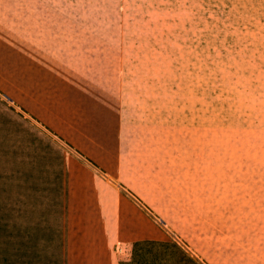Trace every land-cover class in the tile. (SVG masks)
Here are the masks:
<instances>
[{"label":"rangeland","instance_id":"374dc122","mask_svg":"<svg viewBox=\"0 0 264 264\" xmlns=\"http://www.w3.org/2000/svg\"><path fill=\"white\" fill-rule=\"evenodd\" d=\"M56 8L84 29V52L59 51L60 37L50 52L18 51L16 37L0 51V264H12L15 174L34 128L84 176V213L118 261L148 239L180 251L143 249L144 264H264V0ZM56 83L75 103L60 132L30 112Z\"/></svg>","mask_w":264,"mask_h":264},{"label":"crops","instance_id":"0c3cea01","mask_svg":"<svg viewBox=\"0 0 264 264\" xmlns=\"http://www.w3.org/2000/svg\"><path fill=\"white\" fill-rule=\"evenodd\" d=\"M83 36L84 29H75L72 17L57 12L56 0H0V51L8 50L2 47L7 46V38L16 37L23 38L18 51L50 52L54 50L48 48L54 47L52 40L60 37L64 44L58 46L59 51L84 52L79 39ZM73 37L78 43L69 45ZM43 92L40 105L31 107L30 112L60 132L72 123V85H46ZM37 139L42 145L36 150ZM48 141L34 128L32 142H27L18 158L12 264H119L112 235L98 237L96 220L91 226L88 219L92 216L84 213L88 202L84 198V176L66 171L72 158ZM50 149L54 151L50 153Z\"/></svg>","mask_w":264,"mask_h":264},{"label":"trees","instance_id":"16d2710c","mask_svg":"<svg viewBox=\"0 0 264 264\" xmlns=\"http://www.w3.org/2000/svg\"><path fill=\"white\" fill-rule=\"evenodd\" d=\"M164 247L166 249V251L168 249L173 250L175 249L176 251H180V249L178 248L177 245H175L174 243H169V242H162V241H157V240H137L134 241L132 243V247H131V257L130 260L128 261H120L119 264H144L146 258H141V256L144 254L142 252L143 249H145V252H151L150 247ZM140 256V257H139ZM186 259V257H185ZM182 260L181 258H179L178 260H176L174 263L171 261H169L170 264H182ZM188 262L190 264H195L190 258H188ZM167 264V263H166Z\"/></svg>","mask_w":264,"mask_h":264}]
</instances>
